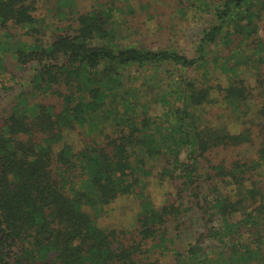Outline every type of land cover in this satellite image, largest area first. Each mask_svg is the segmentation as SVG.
I'll use <instances>...</instances> for the list:
<instances>
[{"label": "trees", "instance_id": "obj_1", "mask_svg": "<svg viewBox=\"0 0 264 264\" xmlns=\"http://www.w3.org/2000/svg\"><path fill=\"white\" fill-rule=\"evenodd\" d=\"M185 1L0 0V71L35 66L0 125V264H264V0L213 7L194 57L129 41Z\"/></svg>", "mask_w": 264, "mask_h": 264}, {"label": "rangeland", "instance_id": "obj_2", "mask_svg": "<svg viewBox=\"0 0 264 264\" xmlns=\"http://www.w3.org/2000/svg\"><path fill=\"white\" fill-rule=\"evenodd\" d=\"M182 1L186 2L185 0ZM190 1L191 3H194V5L196 4L195 0H189L188 2ZM222 1L223 0H201L199 5L197 4L198 6L196 7H191L190 5H183L180 4L181 2H178L179 4H177L181 7V9L185 8L186 10H188L187 13L194 11V17L189 20L186 19V17L182 16L181 12L180 14H178V17H180L183 22L180 21L182 24L177 22L180 24L179 26H177L179 30H177L175 26L172 27V32L178 33L177 35L171 33V31L168 30L171 24L174 25V23L171 21L168 24V28H164L163 30L161 29L160 32H158L157 34L150 36L147 25L143 23L145 22V20H143L138 25H134L135 28L133 30H135V32L133 31L129 35V41L139 46H145L148 48L177 47L180 51L186 53L190 57H194L197 43L202 36L201 32L204 29L209 28L215 20L212 13L213 7L219 5ZM140 5L141 3L139 2V6ZM172 5L173 4H171V6ZM173 10L174 8L172 9V13ZM164 18L165 17H163L162 20ZM44 20L46 27H48V30L54 31L56 29L55 19L53 21V19L51 20L47 16L44 17ZM162 20H160L161 24L163 23ZM164 26L166 25L164 24ZM258 26V34L259 37L262 38L264 36V18L261 22H259ZM247 47L249 48L250 45ZM250 51L251 50H249V53ZM8 57L9 56L6 55V71H0V125L10 113L12 107L14 106L17 96L21 92L28 90L29 80L33 72V68L35 67L32 64L30 65V67L24 69L18 68V66L16 67L15 64H13V61ZM259 66L262 72H264L263 61L260 62ZM136 72V68L131 69V73H133L134 75H137ZM180 72H183V70ZM184 73L193 76L192 70L188 72L185 71ZM137 76L142 77L143 75ZM196 121L201 126H212L220 128L228 122V119L223 111L216 110V107L207 105L202 110H200L199 116L196 118ZM164 262L165 264H171L170 261L167 262L165 260Z\"/></svg>", "mask_w": 264, "mask_h": 264}]
</instances>
